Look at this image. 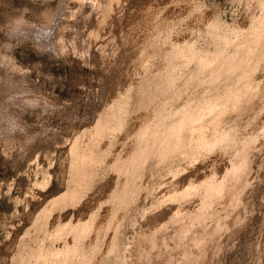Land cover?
I'll list each match as a JSON object with an SVG mask.
<instances>
[{
	"label": "rangeland",
	"instance_id": "obj_1",
	"mask_svg": "<svg viewBox=\"0 0 264 264\" xmlns=\"http://www.w3.org/2000/svg\"><path fill=\"white\" fill-rule=\"evenodd\" d=\"M263 1L0 0V264H264Z\"/></svg>",
	"mask_w": 264,
	"mask_h": 264
},
{
	"label": "bare ground",
	"instance_id": "obj_2",
	"mask_svg": "<svg viewBox=\"0 0 264 264\" xmlns=\"http://www.w3.org/2000/svg\"><path fill=\"white\" fill-rule=\"evenodd\" d=\"M91 4V3H90ZM262 4V6H263V8H264V1L261 3ZM86 5V4H85ZM90 6V5H89ZM96 7V6H95ZM86 8V7H85ZM264 10V9H263ZM83 13V12H82ZM97 13V12H96ZM91 14V13H90ZM95 14V13H94ZM91 16H92V14H91ZM106 17V16H105ZM63 18V17H62ZM262 21V20H261ZM264 21V20H263ZM78 22V21H77ZM76 23V22H75ZM97 23V22H96ZM258 23H259V21H258ZM258 23H256V25L255 26H257V24ZM93 24V23H92ZM95 24V23H94ZM85 27V26H84ZM212 29H215V28H217L218 29V27H217V24H213L212 26ZM259 29H261V30H264V23L263 22H261V23H259L258 24V26H257ZM87 29V28H86ZM216 29V30H217ZM41 31V30H40ZM71 31V30H70ZM73 31V30H72ZM214 31V30H213ZM238 32V31H237ZM256 32V31H255ZM64 33V32H63ZM253 33V32H252ZM262 33V32H261ZM249 34V33H248ZM90 35V34H89ZM227 35V34H226ZM263 35V34H262ZM260 33H258V34H255L254 33V35H252V37L251 38H247V37H245V38H247L246 40H244L243 39V41H241V39L239 40V42H237V43H235V46L236 47H240V48H247L248 50L250 49V46L249 45H251V43L252 42H256V46L258 47V45L260 44L259 43V39H261V38H259L258 39V36H262ZM76 37V36H75ZM224 38H227V37H225V36H223ZM223 37H222V39H223ZM234 37V36H233ZM263 37V36H262ZM74 38V37H73ZM236 38V37H235ZM75 39V38H74ZM82 39V38H81ZM91 39V38H90ZM48 40V39H47ZM218 40V39H217ZM237 40V39H236ZM263 40V39H262ZM68 41V40H67ZM224 41V40H223ZM229 42V40H228V38L226 39V42ZM232 41V40H231ZM241 41V42H240ZM73 42V41H72ZM81 42V41H80ZM259 44H258V43ZM260 42H262L261 40H260ZM232 43V42H231ZM72 44V43H71ZM76 44V43H75ZM253 44V46H254V44L255 43H252ZM264 44V43H263ZM83 45V44H82ZM81 45V46H82ZM234 45V44H233ZM232 45V46H233ZM253 46H251V50H252V47ZM263 47V46H262ZM260 48V47H259ZM264 48V47H263ZM66 49V48H65ZM251 50H249L250 52H251ZM262 50V49H261ZM240 51V49H238V52ZM244 51H247L246 49H244ZM87 53V52H86ZM245 53V52H244ZM247 53V52H246ZM89 54V53H88ZM179 54V53H178ZM248 54V53H247ZM256 54V53H255ZM83 55V54H82ZM181 55V54H180ZM258 55V54H257ZM261 55V54H260ZM87 56V55H86ZM194 56V55H193ZM262 56H264V53H262V55L260 56V57H262ZM92 57V56H91ZM196 58V57H195ZM229 58V57H228ZM246 58V57H245ZM245 58H243V56L241 57L240 56V54H235L234 56H232V58L231 59H229V61H227L228 59H226V58H224V59H226V60H224V61H221L220 60V62H221V67H222V64H224V66L225 65H227V66H225V67H227V70L228 71H237V70H240L241 69V65H242V63L244 62V61H247L246 63H248V60H247V58L245 59ZM258 60V59H257ZM204 60L202 59V60H200V62H203ZM256 61V60H255ZM219 62V61H218ZM199 63V62H198ZM256 63H258L257 61H256ZM256 63H254V65H256ZM200 65H201V63H199ZM205 64V63H204ZM203 64V65H204ZM218 65V64H217ZM173 66V65H172ZM219 66V65H218ZM252 66V65H251ZM257 67L259 66L258 64L256 65ZM256 66H255V68H256ZM254 67V66H253ZM215 68H217V67H215ZM217 71V70H216ZM233 72V73H234ZM217 73H218V71H217ZM215 74V73H214ZM214 76H216V75H214ZM176 78V77H175ZM241 79V78H240ZM182 96V95H181ZM229 96V95H228ZM227 96V97H228ZM237 96H239V94L237 95ZM226 97V98H227ZM229 98H227V100H228ZM220 104V103H219ZM218 104V105H219ZM211 106V105H210ZM210 106H208V108H211ZM217 106V105H216ZM208 108H206L207 110H210V109H208ZM220 111V110H219ZM206 112H208V111H206ZM180 113V112H179ZM211 113V112H210ZM181 118H180V120H179V122L176 124V129H178V130H186V131H188V132H190V133H192V132H194L195 130H198V129H200L201 130V126H203L204 127V121H203V123L201 124L199 121L201 120V118H200V115L198 114V115H196L195 113H193V112H191L190 110H186V108L185 109H183V111L181 110ZM208 114H209V112H208ZM215 114L217 115V112H215ZM214 114V116H216ZM205 115V114H204ZM205 116H208V115H205ZM217 116H219V115H217ZM162 117V116H161ZM212 117V116H211ZM210 118H208V120H209ZM207 120V119H206ZM207 120V121H208ZM100 121V120H99ZM196 122H198V123H196ZM98 123V122H97ZM108 124V123H107ZM105 124H100V125H98V127H97V131H101V130H103L104 128H105ZM108 126V125H107ZM107 129V128H106ZM145 129V128H144ZM199 131V130H198ZM147 132V131H146ZM145 133V132H144ZM143 133V134H144ZM229 135H230V133H226V134H224V135H222L220 138H219V140H218V143H222L223 141H225L228 137H229ZM145 137V136H144ZM199 137H200V141L201 142H204V143H206V141H205V139L206 138H204V136H202V135H199ZM76 144V143H75ZM77 146V145H76ZM150 145H147V147H149ZM145 148L144 149V151L141 153V156H140V158H138V159H142L140 162H141V164L144 162L143 160H145L146 158H147V156H148V154H149V150H150V148ZM151 147H152V145H151ZM87 149V148H86ZM85 150V149H84ZM143 150V149H142ZM74 152V151H73ZM92 152V151H91ZM151 152V151H150ZM73 154V153H72ZM88 154V153H87ZM79 155V154H78ZM73 156V155H72ZM75 156V155H74ZM88 156L89 155H84V153L82 154V155H80L79 156V164H78V166H80V168H81V166H82V164H83V161H85V160H90V162H91V158L89 157L88 158ZM91 156V155H90ZM93 157V156H92ZM77 159V158H76ZM94 160H95V158H93ZM88 160V161H89ZM76 161V162H77ZM138 161V160H137ZM75 162V163H76ZM87 161H85V163H86ZM96 162V161H95ZM140 162H139V164H140ZM84 163V164H85ZM91 163H93V162H91ZM137 162H135V164H136ZM77 164H74V166L75 165H77ZM87 164H88V162H87ZM86 164V165H87ZM135 164H134V166H135ZM138 164V163H137ZM140 164V165H141ZM240 164V163H239ZM98 165V164H97ZM71 166H72V164H71ZM73 166V167H74ZM138 167L135 169V173H137L136 172V170L139 168V165H137ZM231 166H232V164H231ZM85 167V166H84ZM234 167V165L231 167V169H232V171H234L233 168ZM78 169V168H77ZM76 169V170H77ZM82 169V168H81ZM129 169V168H128ZM131 169V168H130ZM231 169H230V171H231ZM74 171V170H73ZM84 171V170H83ZM132 171V170H131ZM130 171V172H131ZM231 171V172H232ZM236 171V170H235ZM82 172V171H81ZM133 173H134V168H133ZM228 173V172H227ZM230 173V172H229ZM235 172H233V173H230V174H234ZM185 175V174H184ZM227 177V176H226ZM133 178V177H132ZM223 178V177H222ZM134 179V178H133ZM222 180V179H221ZM212 181V180H211ZM207 182L208 184L206 185V195H208V196H211V195H213V194H215L216 192H218L217 190L219 189L220 190V188H222L223 187V184L222 183H224V181H220V183H219V181H218V183H216L217 181H213V182ZM136 183V182H135ZM126 186V185H125ZM70 193V192H69ZM123 193V192H122ZM64 194V193H63ZM67 194V193H66ZM126 194V193H125ZM74 195V194H73ZM61 196V195H60ZM74 196H76V195H74ZM65 197V196H64ZM72 197V196H71ZM121 197V196H120ZM75 197H73V199H74ZM81 198V197H80ZM57 200V199H56ZM61 199H59V201H60ZM66 200V199H65ZM117 201H118V198H117ZM121 201V200H120ZM216 201V200H215ZM61 205V204H60ZM57 208V207H56ZM92 220V219H91ZM90 220V221H91ZM35 223V222H34ZM90 222H89V219L88 220H86V221H77L75 224H69V231H70V233L73 235V238H78V239H80L81 238V236H82V234H84L85 232V230L87 231V229L88 228H90V224H89ZM92 224V223H91ZM93 225V224H92ZM92 227V226H91ZM60 228V227H59ZM84 232V233H83ZM69 233V234H70ZM71 235V236H72ZM81 240V239H80ZM75 242V241H74ZM78 246V245H77ZM74 247V246H73ZM75 249V248H74ZM74 249H70L69 251L70 252H74L75 250ZM78 249V248H77ZM77 251V250H76ZM31 252V251H30ZM70 252H68V254H66L67 255V257H69L70 255H69V253ZM72 252V253H73ZM31 254H33V253H31ZM71 254V253H70ZM28 256H30V255H28ZM71 256H72V254H71ZM32 257H34V256H32ZM37 257V256H36ZM31 259V258H30ZM36 264V263H35Z\"/></svg>",
	"mask_w": 264,
	"mask_h": 264
}]
</instances>
